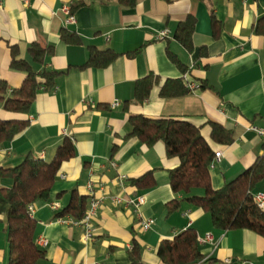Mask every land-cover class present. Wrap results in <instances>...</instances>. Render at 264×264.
I'll return each instance as SVG.
<instances>
[{
  "label": "crops",
  "instance_id": "crops-1",
  "mask_svg": "<svg viewBox=\"0 0 264 264\" xmlns=\"http://www.w3.org/2000/svg\"><path fill=\"white\" fill-rule=\"evenodd\" d=\"M73 1L84 5L72 12L74 22L65 23L67 15L61 8L71 7ZM1 2L0 82L10 89L21 85L25 74L10 66V46H16L19 58L30 61L28 47L35 41L52 45L53 53L43 65L32 64L33 69L54 71L57 76L53 87L37 90L23 132L0 144V167L16 166L27 155L50 162L65 139L74 148L73 157L61 164L48 199L33 204L36 244L45 252L39 264H129L134 240L144 264H163L157 255L160 241L189 227L199 237L211 234L210 241L198 242L201 263L214 259L221 264L231 258L234 264H264V237L255 232L216 229L207 212L184 200L168 212L166 204L181 198L169 180L178 158L166 156L162 141L147 146L128 135L129 117L136 114L172 116L197 126L214 151L221 152L214 167L208 166L214 189L235 179L258 157L264 159V137L250 130L252 125L264 127V36L254 31L264 16V0H136L130 7L115 0ZM188 15L195 17L190 52L174 39L178 23ZM211 15L220 25L217 38ZM63 29L75 32L80 43H66L60 37ZM161 30H167V36L157 39ZM90 47L117 55L104 67H81ZM167 48L185 65L184 73L168 57ZM150 74L158 81L148 99L136 102L135 83ZM165 79H180L186 88L189 83L195 86L186 94L166 98L159 93ZM114 100L120 103L112 108ZM11 117L0 105V118ZM212 123L232 130V143H214ZM150 171L153 186L130 184V178ZM89 183L100 204L90 220L93 238L86 240L84 226L68 221L76 218L65 214L62 222L55 214L68 206L73 191L86 195L87 210ZM2 185L9 184L0 180ZM255 192L264 193V179L255 185ZM137 194L145 196L140 207L143 217L154 219L147 230L129 202ZM7 249L2 218L0 264L7 262Z\"/></svg>",
  "mask_w": 264,
  "mask_h": 264
},
{
  "label": "trees",
  "instance_id": "trees-1",
  "mask_svg": "<svg viewBox=\"0 0 264 264\" xmlns=\"http://www.w3.org/2000/svg\"><path fill=\"white\" fill-rule=\"evenodd\" d=\"M111 1V0H102ZM124 6H133L136 0H115ZM84 5L83 1H73L70 11ZM213 36H219L220 25L213 15ZM195 17L188 15L181 20L174 32V39L186 51L192 50V33ZM254 31L264 36V16L254 25ZM60 37L69 44L80 43V37L72 31L63 29ZM10 66L23 71L25 76L20 86L9 88L4 81L0 82V105L11 118H0V144L18 136L28 125L26 118L30 104L37 90L48 89L55 85L57 73L46 69L36 71L32 64L43 65L53 53V46L38 41L28 47L29 60L17 56L15 45L10 46ZM168 57L177 64L180 71H186L182 64L167 48ZM203 54V53H202ZM112 50L89 49V57L81 67H104L115 57ZM158 77L147 75L138 79L134 88V100L143 102L150 96ZM180 79H165L160 87L162 97H176L188 92ZM129 136L151 146L162 141L168 157H177L178 164L169 171L170 186L174 193L181 195L166 204L167 211L179 208L181 201L207 212L212 224L219 230L249 229L264 237V211L257 207L253 198L255 185L264 179V159L256 161L232 181L221 188L214 189L210 183L208 165L214 157V149L202 136L200 129L177 117H149L136 114L129 117ZM210 138L214 143L226 145L232 143V130L216 123L211 124ZM74 155L73 144L69 139L58 147L54 158L46 162L41 158L27 155L21 163L11 167H0V180L9 185L0 186V219L5 221L8 243L6 264H39L45 252L36 244V219L28 212L29 204L37 200H47L51 187L60 170L61 164ZM137 188L153 186L151 171L129 179ZM85 194L73 191L70 202L56 218L69 214L80 219L86 211ZM157 255L163 264H216L214 259H206L197 242L194 228L189 227L171 238L162 239L158 245ZM129 264H144L141 261L139 243L134 240L128 252Z\"/></svg>",
  "mask_w": 264,
  "mask_h": 264
},
{
  "label": "built area",
  "instance_id": "built-area-1",
  "mask_svg": "<svg viewBox=\"0 0 264 264\" xmlns=\"http://www.w3.org/2000/svg\"><path fill=\"white\" fill-rule=\"evenodd\" d=\"M1 0H0V6H1ZM62 11L65 12V14L67 15L66 19H65V23H72L75 21V17L73 15V13L70 11V5L69 4H65L62 6ZM167 36V30H161L158 31L156 33V38L160 39V38H164ZM195 85L192 83L188 84V88L192 89ZM119 100H114L111 103V107H115L119 104ZM250 130L254 131L257 135L264 137V127H258V126H250ZM221 156V152L220 151H216L214 153V157L212 159V161L209 163V168H213L215 163L219 160ZM112 165H115L114 163ZM121 179L126 178L125 175H120ZM87 191H88V195H89V204H88V208L85 211L84 215L80 218V219H69L68 221L74 225H83L85 228L84 231V237L86 240H91L93 238V232L94 229L92 228L91 224H90V220L91 218L95 215L96 210L100 204V200L98 198H96L94 196V190H93V184L89 183L87 185ZM253 198L254 201L257 205L258 208L263 209L264 208V193L262 192H255L253 193ZM115 202H120V198H114ZM130 204L133 206V210L137 216V218L140 221L141 227L144 230H147L150 228V226L154 223V219L153 218H149V217H143V215L141 214L140 211V207L142 206V204L145 202V196L143 194H137L134 198L129 200ZM53 207H55L54 204H52ZM27 210L29 212V214L31 215V212L33 210V204H29L27 207ZM59 221H66L63 218H58ZM211 240V234L207 233L204 237H199L197 236V242L199 243H205L207 241ZM45 244V242H43ZM221 264H234L233 260L231 258H225L223 259V261L221 262ZM237 264H246L244 261L243 262H239ZM251 264V263H250Z\"/></svg>",
  "mask_w": 264,
  "mask_h": 264
}]
</instances>
